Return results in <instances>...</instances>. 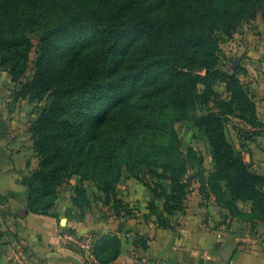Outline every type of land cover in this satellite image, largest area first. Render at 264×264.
<instances>
[{
  "label": "trees",
  "instance_id": "16d2710c",
  "mask_svg": "<svg viewBox=\"0 0 264 264\" xmlns=\"http://www.w3.org/2000/svg\"><path fill=\"white\" fill-rule=\"evenodd\" d=\"M158 1L0 0L1 67L18 84V96L47 100L30 128L38 166L29 179L26 213L56 216L51 210L60 189L77 177L74 206L91 205L86 184L92 182L106 204L113 198L118 217L129 215L116 189L130 177L164 200L165 214L149 203L162 227L185 211L196 180L203 199L214 198L232 217L253 228L264 222V174L226 128L239 117L254 140L264 136V122L253 96L222 68L219 56L221 35L264 20V0H161L168 10L154 14ZM34 32L40 33L35 73L24 81ZM71 38L64 58L60 44ZM203 106L207 110L197 115ZM191 118L211 143L213 170L192 147H182L176 124ZM192 169L197 173L189 177ZM239 201L251 202V209ZM133 245L146 247L147 241L136 238ZM120 252L117 234L108 236L104 251L97 238L94 263L111 262Z\"/></svg>",
  "mask_w": 264,
  "mask_h": 264
},
{
  "label": "crops",
  "instance_id": "0c3cea01",
  "mask_svg": "<svg viewBox=\"0 0 264 264\" xmlns=\"http://www.w3.org/2000/svg\"><path fill=\"white\" fill-rule=\"evenodd\" d=\"M258 22V34L248 37L246 28L240 36L241 43L249 47L253 56L264 57V21ZM253 76L258 87L255 94L258 117L264 122V88H261L264 73L259 68ZM19 110L16 108V113L11 114L7 106L0 104V264H19L15 257L20 248L28 255L30 264H223L228 244L235 245V249L227 264H264V223L260 222L252 232L251 224L232 217L213 200L212 206L217 210L210 214L212 206L202 208L201 199L199 204L187 199L185 211L169 216L170 226L162 227L149 203L155 201L158 213L165 214L164 200L155 197L135 178H122L116 189V197L130 209L126 216L123 211L122 217H118L113 198L106 204L104 193L97 188L91 193L87 187L92 199L88 208L74 206L72 196L77 177L52 208L56 216L21 213L22 209H28L29 179L38 159L30 122L24 121ZM224 220L238 224L234 234L235 228L230 231ZM69 230L96 233L103 251L108 247V236L117 234L121 239L120 255L108 263L91 262L80 248L66 240L65 233ZM140 237L147 241V246L135 248L134 240Z\"/></svg>",
  "mask_w": 264,
  "mask_h": 264
},
{
  "label": "rangeland",
  "instance_id": "374dc122",
  "mask_svg": "<svg viewBox=\"0 0 264 264\" xmlns=\"http://www.w3.org/2000/svg\"><path fill=\"white\" fill-rule=\"evenodd\" d=\"M167 10L168 7L164 6L162 4V1L160 0L158 1V3H156V6L152 9V12L154 14H157L159 12H165ZM261 20L263 19L261 16H259L257 19L245 22L237 32H233L232 36H228L225 34L221 35L222 37L219 43V56L222 68L228 71L230 74H235L236 78L240 81V84L244 87V89L248 90L249 95L253 96L254 101L255 94L258 93L256 92V90H258V87L256 86L257 83L254 82L255 77L253 75L259 68H261L262 73H264V57H256L253 56V54L249 53V47H247L245 44V46L242 45V38L240 36L242 32L244 33L247 31L246 28H248L249 30V32H247L248 37H251V35L254 34H258L256 30H258V28L260 27V23L258 21ZM31 38L34 43V50L30 57L29 68L27 70V73L22 79L24 81L27 79H32L35 73V60L37 58V49L40 40V33H32ZM252 41L253 39H250L249 43H251ZM72 42L73 38L66 39L60 44V51L61 54L64 55V58L68 57L66 54V50L68 46L72 45ZM71 54L73 55V51ZM261 88H264V86H261ZM218 89L223 92V97H226L228 99L230 98V93L225 91L224 85L218 86ZM18 90V84L12 80V76L9 71L3 69L0 63V104L3 103L5 106H7L8 111H10L11 114L16 111V108H21V110H19V113L24 119V121L28 120L30 122L29 127L31 128L35 119L38 116L40 109L47 104V100L43 99L42 101H40L38 98H31L30 96H18ZM207 108V106H203L202 108L197 110L196 114L202 115L207 110ZM248 127L249 126L245 125L244 121H242V119H240L239 117H232L231 120L226 124L228 135L232 138V140H234L237 147H239L245 153L246 160L248 162H252L254 170L264 174V136H258L255 137L254 140H250V133H248L246 129ZM176 129L182 139V147L184 148V150L187 151L189 147H192L195 152L198 153V156L201 155L204 157L203 165L205 169L213 170L215 162L212 156L211 143L208 137L204 135V132L201 131L198 127H196L194 118L177 123ZM256 148H258L259 150H257ZM195 173H197L196 169H192L188 173V176L193 177L195 176ZM73 178L74 177L70 179L69 183L63 185V187L60 189V194L63 193L64 190H66L67 187L72 184ZM199 185L200 184L197 180L194 181L193 190L188 193L189 202L197 204L201 199L202 203L200 204H203L202 206H204L202 208H209L213 205V203L216 204L214 198L203 199L202 195L199 193L200 191L198 192L197 190ZM87 187L89 188L91 193H93L94 190H96L97 188L92 182H89L87 184ZM238 204L242 209L247 211H249L252 207L251 202L239 201ZM215 210L217 209L212 206L210 214H212V212H214ZM223 218L224 217H221V220H223ZM226 220L223 221L226 222L224 224L225 227L227 225L230 231H233V228H235L232 233L234 234L235 231L238 229V224H231L228 223ZM259 223L260 222H258V224ZM248 224H250L249 221ZM253 231L254 228H252V232ZM214 253L218 252L214 251Z\"/></svg>",
  "mask_w": 264,
  "mask_h": 264
},
{
  "label": "built area",
  "instance_id": "2783aa9c",
  "mask_svg": "<svg viewBox=\"0 0 264 264\" xmlns=\"http://www.w3.org/2000/svg\"><path fill=\"white\" fill-rule=\"evenodd\" d=\"M65 238L70 244L80 248L89 261L96 262L94 255L96 236L91 233H79L75 231L66 232ZM15 259L19 264H30V259L22 248L17 251Z\"/></svg>",
  "mask_w": 264,
  "mask_h": 264
},
{
  "label": "water",
  "instance_id": "95a60500",
  "mask_svg": "<svg viewBox=\"0 0 264 264\" xmlns=\"http://www.w3.org/2000/svg\"><path fill=\"white\" fill-rule=\"evenodd\" d=\"M25 212L26 213V209H22L21 213ZM235 249V245L233 244H228L226 250L224 251L223 254V258L225 260V262L223 264H227L228 260L230 259L233 250Z\"/></svg>",
  "mask_w": 264,
  "mask_h": 264
}]
</instances>
